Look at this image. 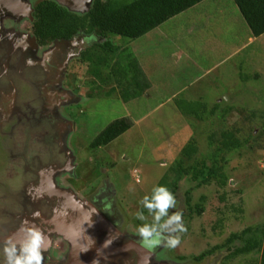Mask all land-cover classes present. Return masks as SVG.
I'll use <instances>...</instances> for the list:
<instances>
[{
  "label": "rangeland",
  "instance_id": "374dc122",
  "mask_svg": "<svg viewBox=\"0 0 264 264\" xmlns=\"http://www.w3.org/2000/svg\"><path fill=\"white\" fill-rule=\"evenodd\" d=\"M39 1L42 0H34V5ZM212 5L186 10L142 39L109 36L111 43L131 51L133 58L139 61L141 72L145 71L153 81V87H148L137 99L123 102L118 88L113 90L114 78H102L96 80V85L89 83L86 87L82 85L81 76L80 80L75 79L73 74L77 71L72 66H69L72 72L67 74L69 83L66 84L76 101L63 109L62 115L73 124L67 145L75 155L76 169L69 180L70 187L60 186L70 188L77 199L91 205L97 189L102 187V193L110 195L121 213L119 232L132 240L140 242L139 225L153 222L147 211H144L145 221L136 218V213L142 209L140 201L150 195L152 188L177 162L182 161L185 168L191 164V160L186 161L181 155L191 139L197 141L202 154L207 151L211 134L214 140H219L223 131L240 128L243 139L249 140L246 144L249 149L234 151L232 157L225 154L231 161L225 167L230 181L224 190L227 203L218 200L219 192L211 184L190 192L189 208L184 195L193 185L187 180L181 181L176 208L184 213L187 232L181 234V244L176 249L161 246L151 250L156 254L154 252L150 264H252L253 259L259 258V254L252 253L229 260L226 250L213 249L231 234L248 227L264 226V36L224 63L192 61L196 60L202 43L209 44L210 48L217 43L213 58H218L221 51L218 45L243 43V35L249 31L246 25L243 27V20L235 8L232 10L228 4ZM29 27L31 24L24 25L23 29L28 31ZM229 34L235 39L231 40L233 35ZM182 52L191 61L181 60ZM194 63L199 64L202 73ZM172 67L176 68L174 81L164 70L170 71ZM210 67L214 68L206 72ZM101 69L103 74L108 72L106 68ZM197 102L208 108L200 121L180 109L187 105L185 103ZM215 104H220V109L216 115H210ZM249 113L254 115L246 120ZM120 119L129 122V130L107 146L91 149L99 133ZM249 129L252 135L251 131L245 132ZM201 196L205 198L204 213L201 216L189 213V210L194 211L193 206ZM240 199L242 213L234 212L231 205L238 207ZM219 219L222 222H218ZM67 249L59 257L64 259ZM206 252L211 254L194 262V257Z\"/></svg>",
  "mask_w": 264,
  "mask_h": 264
},
{
  "label": "flooded vegetation",
  "instance_id": "af4514ba",
  "mask_svg": "<svg viewBox=\"0 0 264 264\" xmlns=\"http://www.w3.org/2000/svg\"><path fill=\"white\" fill-rule=\"evenodd\" d=\"M66 5L73 10L85 9L73 0H67ZM90 5H86L88 10ZM33 13L34 0H0V245L8 236L21 240V228L35 224L52 241L48 264H64L71 248L64 230L69 229L75 237L97 235L103 240L109 236L98 225L104 221L94 212H85L91 204L77 199L70 188L61 187H70L76 169L75 155L67 145L73 124L62 115V110L76 101L68 90V69L96 38L77 34L40 46L31 28L23 29L32 23ZM102 189H97L91 206L117 230L118 250L129 245L143 247L119 232L121 213ZM35 212L40 213L38 219H33ZM24 221L30 223L25 225ZM78 245L83 250L81 258L93 254L89 253L90 243ZM66 249L65 258L59 257ZM112 256L124 258L126 253L113 252ZM135 258L136 254L129 255L130 260ZM90 260L96 259L91 256Z\"/></svg>",
  "mask_w": 264,
  "mask_h": 264
},
{
  "label": "trees",
  "instance_id": "16d2710c",
  "mask_svg": "<svg viewBox=\"0 0 264 264\" xmlns=\"http://www.w3.org/2000/svg\"><path fill=\"white\" fill-rule=\"evenodd\" d=\"M202 1L204 0H92L89 10L79 14L69 12L52 0H42L34 5L30 32L40 46L68 40L77 34L94 36L96 42L86 48L73 62L72 67L77 71V73L73 72V76L75 79L81 76L84 79L82 85L86 87L89 83L96 85V80L102 78H114L116 83L113 84L115 86L113 90L118 88L121 100L128 102L142 96L148 89L149 83L131 51L111 43L109 36L129 40L142 39L165 22L192 9ZM228 1L237 7L254 38L264 35V0ZM101 68H106L108 72L103 74ZM68 70L71 68L69 67ZM70 72L72 71L68 73ZM79 87L77 89H80ZM185 104L187 105L181 106L180 109L185 111L184 114L187 116L191 115L200 121L207 114L208 108L201 102ZM219 105L215 104L212 107L210 115L217 114L220 109ZM249 115L245 117L246 120H250L254 113H249ZM129 128L130 124L127 120L113 121L92 141L90 148L97 149L107 146ZM250 131L251 129L245 130L249 133ZM240 132V128L234 131H223L219 140H214V136L209 135L207 151L203 154L199 153L197 141L191 139L182 149L181 154L184 160H191V164L185 168L182 166V161L177 162L164 174L158 185L168 187L177 198L181 181L187 180L193 185L185 191L184 195L186 206L189 207L190 192L193 189L214 184L219 192L218 200L225 203L227 194L224 190L230 184L225 167L231 162L230 157L225 154H230L232 157V152L245 150L246 147L250 148L246 146L249 140L243 139ZM252 134L253 131L250 135ZM204 200L205 198L201 196L198 203L193 206L194 211L189 210L188 212L201 216L204 213ZM239 202L238 207L231 205V209L242 213V199ZM175 210L179 211L177 208ZM221 213L223 214V209H220ZM190 216L188 215V218ZM218 222H222L221 219ZM224 250L228 252L226 258L229 260L257 253L259 258L253 259L252 264H264V226L248 227L241 232L231 234L221 245L213 249V251ZM210 254L209 252L200 254L194 257V262H200Z\"/></svg>",
  "mask_w": 264,
  "mask_h": 264
},
{
  "label": "clouds",
  "instance_id": "9594fccd",
  "mask_svg": "<svg viewBox=\"0 0 264 264\" xmlns=\"http://www.w3.org/2000/svg\"><path fill=\"white\" fill-rule=\"evenodd\" d=\"M160 166L167 167L166 164ZM140 204L142 209L136 213V218L145 221L144 210L153 217L152 223H142L137 227L143 247L150 250L161 246L168 249L179 247L181 234L187 232V227L183 222L184 213L175 211L177 200L174 193L166 186L157 185L152 188L150 195L142 198ZM170 209L174 210L171 214ZM39 217V212L33 213V219ZM29 223L24 221L25 225ZM20 231L24 233L21 240L12 236L3 239L0 245V264H48V253L52 246L50 237L35 224L22 227Z\"/></svg>",
  "mask_w": 264,
  "mask_h": 264
},
{
  "label": "crops",
  "instance_id": "0c3cea01",
  "mask_svg": "<svg viewBox=\"0 0 264 264\" xmlns=\"http://www.w3.org/2000/svg\"><path fill=\"white\" fill-rule=\"evenodd\" d=\"M230 1H227V0H204L202 1L201 3H199L198 5H196L195 9H204L206 7H209V5L213 4L212 7H215L217 5H224V4H228L230 6V8L232 10H234V8L238 11L237 7L235 5H233V3H229ZM202 6V7H201ZM239 12V11H238ZM239 16L241 17L240 13H239ZM210 18V17H209ZM242 18V17H241ZM193 19H194V16H193ZM240 18H238L237 20V23L240 25V22H239ZM243 20V19H242ZM245 22L243 21V27L245 26ZM241 26V25H240ZM221 27V26H220ZM223 28V25L222 27ZM248 28V27H247ZM156 31V29H155ZM152 33V32H150ZM149 33V34H150ZM229 35H233V34H229ZM245 37V42L243 43H239V42H236V45H233V46H229V45H224V44H220L218 46H220V54L218 56V58L214 57L213 58V52L216 53V48H215V45L217 44H214L213 46L211 45V48L209 47V44L208 45H205L204 43L201 44V46H199L200 50L198 52H196L197 54V58L196 60H192V61H196V62H200V61H205V62H211V63H215V65L217 64H220V63H224L225 61L229 60L230 58H232L233 56L239 54L240 52H243L246 50V48L249 46V45H252L256 42H258L264 35H262L261 37L259 38H254L250 31H247L246 33H244L243 35ZM235 37L234 35L231 37V40H234ZM237 39V38H236ZM205 40V39H204ZM208 40V39H207ZM178 57L180 58L181 56L178 55ZM176 58V61L179 60V58ZM184 59V60H183ZM191 61L189 58H187L186 55H183V52H182V57H181V60L183 61ZM139 62V61H138ZM185 62H183L182 64V68L184 69L185 68ZM165 67L168 69V65H165ZM194 67H196L198 70H202V68L199 66L196 65V63H194ZM164 69L165 70V73L167 74V77H171V79L174 81L175 80V77H174V73H173V70L176 69L175 67H172L170 71H167V69ZM214 68V67H213ZM212 67L210 68H207L206 72H209L213 69ZM168 72H170L168 74ZM142 73L144 74L146 80L148 81L149 83V88L153 87V81L151 79H149V77L146 75L145 71H142ZM202 73V71H201ZM155 77V76H154ZM153 79V78H152ZM219 102V101H217Z\"/></svg>",
  "mask_w": 264,
  "mask_h": 264
},
{
  "label": "water",
  "instance_id": "95a60500",
  "mask_svg": "<svg viewBox=\"0 0 264 264\" xmlns=\"http://www.w3.org/2000/svg\"><path fill=\"white\" fill-rule=\"evenodd\" d=\"M53 1L57 5L66 8L69 12L79 13V14H83V13L87 12L88 11V7L86 5H88V4L91 3V0H73V1L78 2V3L81 2L82 5L85 7V9H82V10H73L68 5H66L67 4V0H53ZM85 212L86 213L92 212V214H93V212L96 213L97 216H98L97 218L98 219L99 218L102 219V221H104L105 224L107 225V226H105L104 223L100 222L105 227H107V230L106 231H108V235L111 236V238L113 240L116 239V236H118L117 230H115L113 228V226H111V224L108 223V221L106 219H104L97 211H95L94 208H92L91 205L90 206H87ZM113 235H114V237H113ZM63 236H64L65 239H68L69 240V243L71 245V248H70V251H69V257L67 258V261L64 262V264H84V263H82V262H80L78 260V258H81L80 257L81 254L80 253H81V249L82 248L80 249L79 245L76 244V242L70 241V238H69V236L67 234H63ZM136 246L142 252H144V256L143 257H137V255H136V257H137V258H135L136 260H130L129 258L128 259L118 258L117 256L116 257H113L112 255H109L107 257V256H104V254L102 253V251L100 249L99 250H93V249H91L89 253L92 252L93 253L92 255L95 256V257H97L98 259H97V261L94 260L93 262L90 259H88L87 262H86V264H95V262H98V264H103V262H104V264H105V261L106 262H110L109 264H131V263H128V262H133V264H150V258L152 257V255H153L154 252H152L149 249L143 248L140 244H138ZM116 253H119V252H116ZM78 254H80V255H78ZM115 255H117V254H115Z\"/></svg>",
  "mask_w": 264,
  "mask_h": 264
},
{
  "label": "bare ground",
  "instance_id": "6f19581e",
  "mask_svg": "<svg viewBox=\"0 0 264 264\" xmlns=\"http://www.w3.org/2000/svg\"><path fill=\"white\" fill-rule=\"evenodd\" d=\"M68 199V198H67ZM69 201L72 203V201L69 199ZM69 202V203H70ZM73 204V203H72ZM71 205V204H70ZM74 205V204H73ZM75 206V205H74ZM76 207V206H75ZM77 209H79V207H77ZM80 210V209H79ZM84 212V210H82ZM71 223V222H69ZM102 223H99L98 225H100L101 229L107 230V226L104 222V225ZM88 226H91L90 224ZM68 228H72V227H68ZM90 228V227H89ZM67 231V232H66ZM99 231V230H98ZM64 232L69 236L70 241L76 242V244H80V243H90V248L89 250L93 249V250H101L102 253L104 254V256H109L112 255L113 252H124L126 253V256L124 257L125 259L129 258V254H136L137 257H143L144 256V252H142L137 246H133V245H129V246H125L124 250H118V247L115 245L116 242H118L117 238L116 239H112L110 236H108V238H104L103 240H99L96 236L94 237H88L85 238L86 236L84 234H81L80 237L77 235L76 237L74 236L73 233H71V231L68 230H64ZM70 232V233H69ZM69 233V234H68ZM99 233V232H98ZM114 237V235H113ZM92 245H95V247H91ZM97 246V247H96ZM84 247V245H83ZM81 252H83V250L81 249ZM81 254V253H80ZM78 254V255H80ZM81 256V255H80ZM93 256L92 254H87L86 256H83L82 258H78V260L84 264H86L87 260L90 259V257ZM95 257V256H94ZM96 261H97V257H95ZM133 264V262H128Z\"/></svg>",
  "mask_w": 264,
  "mask_h": 264
}]
</instances>
